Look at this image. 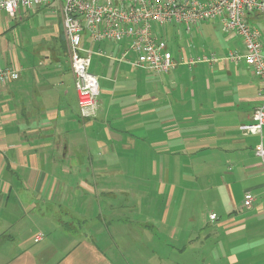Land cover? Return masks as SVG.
I'll list each match as a JSON object with an SVG mask.
<instances>
[{"label":"crops","instance_id":"0c3cea01","mask_svg":"<svg viewBox=\"0 0 264 264\" xmlns=\"http://www.w3.org/2000/svg\"><path fill=\"white\" fill-rule=\"evenodd\" d=\"M49 9L60 24L45 36L26 27L40 8L0 13V67L19 75L0 86V264H189L171 252L192 246V264H264V126L239 130L264 102L261 83L221 60L243 52L192 44L187 56L217 63L158 76L122 61L123 45L84 38L99 94L83 120L59 7ZM187 222L197 237L181 235Z\"/></svg>","mask_w":264,"mask_h":264},{"label":"built area","instance_id":"2783aa9c","mask_svg":"<svg viewBox=\"0 0 264 264\" xmlns=\"http://www.w3.org/2000/svg\"><path fill=\"white\" fill-rule=\"evenodd\" d=\"M54 5L59 7L79 117L83 120L95 117L99 94L98 79L89 71L91 55L83 50L84 38L93 44L123 45L122 61L166 76L178 65L192 69L198 64L217 63L218 58L187 56L185 51L175 58V49L167 44L163 31L180 26L190 34L199 25L214 21L222 34L239 38L244 49L241 54L229 52L221 60L245 65L260 81L264 100V29L252 24L254 17L264 22V0H0V13L14 18L20 10ZM127 55L131 59L125 58ZM18 77L16 69L0 67V86ZM263 126L264 102L253 112L252 123L239 130L243 136L261 135ZM255 154L264 159L262 145ZM252 200L250 194H245L243 207H250ZM209 218L214 220L215 216Z\"/></svg>","mask_w":264,"mask_h":264},{"label":"rangeland","instance_id":"374dc122","mask_svg":"<svg viewBox=\"0 0 264 264\" xmlns=\"http://www.w3.org/2000/svg\"><path fill=\"white\" fill-rule=\"evenodd\" d=\"M44 9H47L48 12L44 11ZM40 11L41 12L38 15V17L34 18L33 21L29 22L26 25V27L31 32L36 34L37 36H40V35L45 36L47 34L46 31L49 32L50 30L47 27L49 24H53L59 27V24H60L59 19H58L59 16L57 12L51 13V11L53 10L52 9L50 10L49 7L40 8ZM163 34L165 36L167 44L171 46L172 49H173V46H175L176 50L180 48L182 51L185 50V52H188L187 49L193 46H194L193 48L196 47L200 52L201 51L206 52L210 48H213L215 51H217L218 49L220 50L221 49L223 50L224 49L225 50L237 49L240 52H243L244 50L242 41L239 38L232 36V35H224L220 32L219 24L217 21L203 23L199 25L198 27H196L190 34L186 33L184 29L180 26L167 27L163 31ZM183 218L188 221L190 220L192 222L197 220L196 216L195 217L184 216ZM183 228H184V231L181 233V235L185 237V239L189 238L190 236L197 237V235L199 234L197 227L194 226L192 223L187 222L183 226ZM166 234L167 233L162 232V231L155 232L156 239H158L159 242L162 241V242H165L164 244L168 243L169 246H172L171 244H173V241L167 240ZM160 250L161 249H159V251ZM197 250H200V249L197 246H192L186 249L185 253L182 255H179L177 251H173L171 252V259L177 262L179 261L181 263H189V264L191 263L192 264L193 262L196 261L195 259L199 256L198 254L196 255L195 251Z\"/></svg>","mask_w":264,"mask_h":264}]
</instances>
